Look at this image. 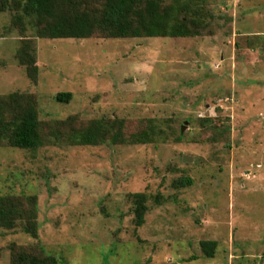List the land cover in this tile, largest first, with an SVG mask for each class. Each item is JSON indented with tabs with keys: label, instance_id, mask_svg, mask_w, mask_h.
I'll use <instances>...</instances> for the list:
<instances>
[{
	"label": "rangeland",
	"instance_id": "1",
	"mask_svg": "<svg viewBox=\"0 0 264 264\" xmlns=\"http://www.w3.org/2000/svg\"><path fill=\"white\" fill-rule=\"evenodd\" d=\"M204 7L213 18L192 37L39 38L15 5L0 13V95L33 94L44 138L35 150L0 144V196H35L39 223L38 238L0 227V264L40 249L61 264H264V0ZM26 38L36 82L17 59ZM115 118L128 139L152 119L183 139L68 142ZM182 176L193 184L175 187ZM135 192L148 196L142 226ZM202 240L217 241L213 257Z\"/></svg>",
	"mask_w": 264,
	"mask_h": 264
},
{
	"label": "trees",
	"instance_id": "2",
	"mask_svg": "<svg viewBox=\"0 0 264 264\" xmlns=\"http://www.w3.org/2000/svg\"><path fill=\"white\" fill-rule=\"evenodd\" d=\"M205 0H0V13L15 5L21 11L16 20H28L39 38H145L192 37L202 35L209 27L213 15L204 7ZM19 64L34 82L38 80L39 65L36 46L29 38L23 39L17 51ZM72 92L56 95L60 102H69ZM148 133H136L131 139L124 134V119H93L82 129H73L68 142L73 145H98L103 143H165L170 139L182 141L170 123L150 120ZM41 122L36 98L33 94L14 91L0 95V144L35 150L43 146ZM213 138H216L215 136ZM193 184L190 176L174 181L177 188ZM136 226L145 223L148 196L142 192L132 194ZM154 201L161 204L162 195ZM22 230L34 238L39 236L38 205L35 196L23 199L9 195L0 196V227ZM203 253L213 257L217 241L202 240ZM11 264H61L43 250L29 252L17 250Z\"/></svg>",
	"mask_w": 264,
	"mask_h": 264
},
{
	"label": "water",
	"instance_id": "3",
	"mask_svg": "<svg viewBox=\"0 0 264 264\" xmlns=\"http://www.w3.org/2000/svg\"><path fill=\"white\" fill-rule=\"evenodd\" d=\"M183 161H192V158L187 157L186 155L183 156ZM262 264V261H261Z\"/></svg>",
	"mask_w": 264,
	"mask_h": 264
}]
</instances>
